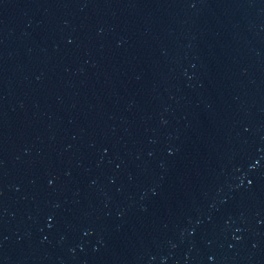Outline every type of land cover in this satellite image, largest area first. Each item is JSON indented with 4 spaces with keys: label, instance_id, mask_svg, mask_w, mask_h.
Here are the masks:
<instances>
[{
    "label": "water",
    "instance_id": "water-1",
    "mask_svg": "<svg viewBox=\"0 0 264 264\" xmlns=\"http://www.w3.org/2000/svg\"><path fill=\"white\" fill-rule=\"evenodd\" d=\"M0 264H264V0H0Z\"/></svg>",
    "mask_w": 264,
    "mask_h": 264
}]
</instances>
